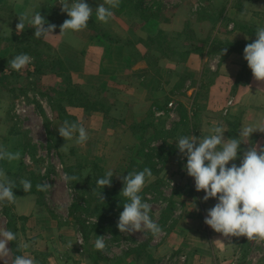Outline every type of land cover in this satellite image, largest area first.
I'll use <instances>...</instances> for the list:
<instances>
[{
  "label": "rangeland",
  "instance_id": "374dc122",
  "mask_svg": "<svg viewBox=\"0 0 264 264\" xmlns=\"http://www.w3.org/2000/svg\"><path fill=\"white\" fill-rule=\"evenodd\" d=\"M131 1L135 5L139 4V2H143V6L151 7V10L148 11L147 14L145 13L142 15L144 19L139 20L136 18V15L127 16L123 11H121V13H117V15L114 13V16L111 17L106 24L98 23L96 20L95 22L98 25L95 23H91L90 25L92 26L89 25L95 34L102 35L103 32H106L107 35L113 37L112 35L117 33L116 31H121L122 29H125L127 32L129 31V26H122L121 20L131 22V33L128 32L129 37L125 38L123 43L115 42L111 44L112 48H107L105 50V56H115L116 52L119 50H121L123 53H125L127 50H130V54H132L133 49V52H136L135 58L133 59H135V61H144L146 48L141 43H139L138 39H146L147 36L153 33L155 30H161L167 33L181 32L184 30L187 23L190 26V30L193 31L195 38V34L196 36H199L201 28L207 29V26H202V22L196 21L194 16L195 11L201 7L207 8L211 6L215 10V15L217 16L219 13L218 9L222 7L224 2L223 0H203L202 5H200L199 2H196L194 4L195 6L193 5L194 10H191L189 18L185 21V19L188 17V14L186 13L183 15L182 11L181 14L179 13V4L177 0ZM11 7L12 6L8 5L7 0H0V25L4 26L3 28H0V37H5L4 35L8 31L7 26H9V24L12 26V24L19 18L16 17L17 14L15 11L12 12ZM59 12L61 14V11ZM66 17L67 16L65 14L64 18ZM219 17L220 18L217 17L219 20L211 31V38L215 37L223 40L219 37V34L225 32L224 30L227 29L229 31L234 29L243 32L242 29H237L231 25H228L229 22L233 21L235 23L236 21L227 17H223V13H221V16ZM57 20L60 21V17L57 18ZM241 21L242 22L238 21L236 23L240 24L242 28L256 31L254 27L252 28L248 25H243L244 21ZM162 22L165 24L163 27L167 25V27H171L173 30L165 31L160 29L158 24ZM181 23L183 26L177 30V24ZM102 26L103 29H105L103 31L101 30ZM58 27L60 28V26ZM58 27H56V29ZM6 28L7 30L5 31ZM108 31H110L112 34H110ZM121 32L124 34V31ZM243 33L245 34V32ZM118 37V35L114 34L113 38ZM188 37H191V35L188 34ZM224 40L242 41L227 37H224ZM37 41L38 42L32 47L38 45L42 50L48 49L47 53L44 55H49V52L56 54L55 48L47 42V37L37 39ZM181 41L182 37L180 44L184 50ZM96 44L97 46H101L98 45V43ZM4 46H8V43L4 44L0 42V47H3L2 49L4 51L3 57L6 58L8 57L7 55H10L12 52H8ZM29 54L31 57V53ZM165 59L171 62L181 63L179 61L177 62L178 58L176 56ZM31 63L19 72L11 69L8 63L2 65V70L0 71V136L6 137L5 131L3 130V127H5L7 129V134H20L23 139V151L21 154L20 169L12 174L6 173L8 177L20 178L21 180L27 179L24 175L22 176L21 173L22 167L27 166L30 167V169L27 170L26 173L28 174L29 172H33L36 175L34 179L35 181L37 180V183L40 181V183L47 181L50 185H52L48 191L42 192L40 196H37V194L33 193L19 195L17 198L31 195L34 198L30 197L29 200L36 201L35 204H42V206L45 207L46 210L44 209L43 213L47 212L48 210L51 212V215L49 213L46 214L47 216L49 215V217H52V220L57 223L55 226L57 231L55 236L51 234L47 244L51 245V249L55 254H58V259L59 256L62 257L59 261L62 264H94L89 259V255L99 252V255L103 258L99 260V257L96 256L98 258L97 264H188V259H190V257L194 259L195 256L192 253L194 248L188 247L190 245L187 243V238H189V235L185 233V228L193 227L194 225L201 226L203 221L199 220V217H197V219L190 216L196 213L192 210V208H197L198 213H200L199 203H194L191 201V199L183 198L182 192H184L186 189L182 188L184 187V184L181 183L180 179V176H182L180 170L182 167L180 163H183L186 157L182 155V157L179 158L178 155H170L163 168V171L160 174V177H162L164 181L163 185L157 191L146 193L143 196L144 202H147L152 206L150 215L152 219L162 228L161 234L157 237H153L152 234L147 230H142L141 232H135L132 234L121 233L119 231L120 236L113 237L109 232L106 231L103 233V236H110V238L106 240V249L103 251L96 250L94 247L96 235L89 230L92 225L98 224V219L96 215L92 214L89 210L87 212L85 201H88V199L86 197H84L86 200H82L80 207L76 212L71 210L70 206L73 203L75 194L62 178L66 173L64 169L65 164L63 162V158L69 159V161H71L77 159L78 157L80 158V156L83 155L82 164L86 167L82 172L84 177L83 183L85 178V180H87L89 174L92 176L91 179L96 181V179L98 180L99 178H102L107 171L111 170L114 174L111 178V187H104L103 190L95 186L94 191L96 193L97 191L106 192L107 195H112L115 192V189H122L121 187L115 185L114 182L122 183V178L125 177L126 174V166L128 162L131 161L135 153L140 148V140L131 133L129 129L130 124L129 126L123 125L126 124L124 122H122V124H118V121L109 119L108 124L110 123L114 129L112 132L107 134L108 140L106 143L107 145L109 144L110 147H103V151L100 150V153L92 158H89L86 153H81L83 152V149H81L82 147H80L79 144L74 143L75 141H63L64 139L60 137L57 130L59 126L58 128H55L56 126H54L58 121L56 119L58 117L57 113H51L47 99L41 96V93L44 94L45 91L53 88H44L41 84H39L37 81L38 76H34L31 73L33 67ZM202 85H204V88H201L200 86L198 93L193 96L194 99L192 105L188 106L189 108L187 107L189 113L188 119H190L187 120L189 121L188 124H195L197 128L200 126L199 118H202L209 113V110L204 109L203 105L196 101L199 100L198 98H202L205 96V94H207L208 87H205V83ZM65 88L66 87L63 86V89ZM49 96L56 97V94L53 93ZM175 103L176 102L172 101V106L169 109L174 110L176 107ZM17 110H20V112H15ZM155 110L157 109H153V111ZM159 111L162 110H157V113L155 114L156 116H167L163 127L165 129L171 128L172 124H174V121L169 115V110H167V113L164 111ZM191 114L198 116L197 121L193 120ZM187 131H189L188 128ZM9 139L13 138L9 137ZM59 139L61 142L57 145V147H54L55 140L57 141ZM158 143L159 142H155L151 146ZM65 144L67 147L63 150H60ZM71 145H73V147H71ZM76 155L78 157H76ZM34 159L37 161L36 164ZM69 161L66 164H70ZM94 165L98 166L100 170H94L96 168L93 167ZM157 167L161 168L162 165L158 164ZM158 191L160 192L157 193ZM21 208L25 209V206L23 205ZM113 213L116 215L120 214L116 208L113 209ZM8 214L9 217L6 218L3 212V205L0 203V230H10L16 233L17 239L12 242L18 246L19 254L22 255L26 250H30L32 254L34 252L42 253L33 249V244H36V240L41 234L40 228L36 230V228L32 226V223L28 221L25 216L19 215L16 212L15 202L14 208ZM117 221L118 219L116 222ZM80 225L85 226L87 229L86 232L89 233V243L87 245L84 244L83 235L79 228ZM173 232H176V239H174L175 235L173 236ZM178 235L180 236L179 238ZM172 238L174 240H172ZM179 239H182V242L181 246L177 248ZM25 243L29 244L27 249L23 248ZM242 243L244 245L241 247L239 258L244 260L245 258L250 260L252 258L254 259V254L249 255V251L245 253V246L248 248L251 240H247L246 237H243ZM10 245L11 242L8 245L9 248ZM137 246H140V248L137 249ZM57 247L59 250H57ZM131 250L132 252H130ZM43 254L47 255L45 253ZM12 260L13 255L10 249V253L7 257L0 258V264H12ZM43 260L48 263V257H45Z\"/></svg>",
  "mask_w": 264,
  "mask_h": 264
},
{
  "label": "crops",
  "instance_id": "0c3cea01",
  "mask_svg": "<svg viewBox=\"0 0 264 264\" xmlns=\"http://www.w3.org/2000/svg\"><path fill=\"white\" fill-rule=\"evenodd\" d=\"M223 1L225 7L223 17L236 22H242L241 20H243L245 22H243V25L254 27V29L264 26V0ZM7 2L8 5L12 6V12L15 11L19 16L26 11L30 14L44 11L45 15L50 17L55 15L65 17L66 14L61 11L59 0H7ZM86 2L93 10L100 4L99 0H86ZM177 2L179 13L181 14L182 11L183 15L188 14L185 21L189 18L191 10H194L193 5L196 2H199L200 5L203 4V0H177ZM14 6H17V10L14 9ZM59 11H61V14ZM96 20L95 14H93L84 30L61 36H59L60 30H55L52 33L53 36L47 37V42L55 48L57 56L65 62V66L70 73L71 85L85 88L92 101L104 108L103 111L100 108L94 110L91 114L85 115L84 118H82V114L78 116L77 121L88 132L86 143L79 144L83 149L81 153H86L89 158H92L98 155L100 150L103 151V147H110L106 143L108 140L107 134L114 129L110 123L108 124V120L118 121V124L124 122L126 124L123 125L129 126L132 122L142 118L149 110L155 109L153 101H156L157 104L159 102L164 104V99H167L170 101H168V104L171 105L172 101L176 102L174 110L169 109L168 104L167 108L171 119L177 122L181 117L178 114L177 105L179 103L184 104L186 107L192 105L193 96L198 93L201 83H205L208 91L204 97L198 98L199 100L196 101L202 104L204 109L209 110V113L199 118L200 126L195 127L193 136L199 139L208 135L211 127L221 125L225 130L224 137L226 140L238 139L242 128L253 126L255 132L249 138H242L243 143L241 144V151L238 152V157L250 147H264V81H255L252 73L249 79L238 76L244 62L242 54L233 52L225 58L208 56L207 54H191L187 61L181 63L171 62L165 58L160 59L156 66V69H159L158 75L160 76L157 78L153 69L147 68L145 60L135 61L133 59L135 58L133 49L132 54H130V50L126 51L127 54L119 50L115 56H105V50L112 47L105 42L101 34H95L89 27L91 23L98 25L95 22ZM18 22L19 18L12 26L9 24L7 26L8 31L4 36L11 35V33L19 36L21 33L33 30L26 23L24 31L17 33L16 25ZM128 22L121 20V25L129 26L128 32L131 33L132 24ZM182 23L177 24V30L183 26ZM163 25H165L164 22L159 23L158 27L165 31L173 30L171 27H167V25L163 27ZM228 25L234 27V22H229ZM3 27V25H0V28ZM101 30H105L103 26ZM121 31H124V34ZM121 31L113 33L119 36L118 39L124 41L125 38L129 37V34L125 29ZM224 31L219 34L222 39L224 37L242 41L253 39V37L239 30L232 29L229 31L227 29ZM108 32L112 34L110 31ZM95 42L101 46H97ZM34 71L35 68L32 67L31 73L33 74ZM37 78L39 84L44 88L59 89L64 85L61 79L53 74H46ZM157 81H160L161 85L155 89L154 84H157ZM64 87L66 86L64 85ZM104 111H107V114ZM154 112L156 114L157 110ZM197 117L196 115L193 120L197 121ZM3 130L6 137L0 136V146H4L11 152L19 151L22 154L23 139L20 134H7L5 127H3ZM9 137L13 139H9ZM72 141L75 140H70V142ZM20 161L21 159L12 162L0 161V165L5 173L12 174L20 169ZM186 162L185 160L180 163L182 167L180 169L182 175L180 179L181 183L184 184L182 188L186 189L182 192L183 198L199 203L200 213H198L197 208H192L196 213L190 216L192 218L199 217V220L203 221L201 226L194 225L185 228V233L189 235L187 243L190 245L188 247H193L195 250H192L195 257L193 256L194 259L190 257L188 264H264V240H251L249 247L245 246V253L249 251V255L254 254V259H240V250L244 245L242 243L243 237H224L222 234L214 232L204 223L207 210L212 208L217 201L209 199L205 202L203 200L205 193L195 190L193 178L189 177L184 171ZM231 163L233 162L229 163V167ZM234 163L239 165L240 160L237 159ZM30 197L33 196L28 195L17 198L15 210L19 215L25 216L36 230L40 228L41 234L39 233L40 236L37 238L36 244H33V249L47 254L49 264H62L59 261L62 257L59 256L58 259V254H55L51 249V245L47 244L51 234L53 236L56 234L57 228L55 226L57 223L52 220V217L47 216L46 213L51 215L49 210L43 213L45 207L42 204H35L36 201L29 200ZM23 205L25 209L21 208ZM173 236L174 239L177 238L176 232H173ZM174 239L172 238V240ZM181 242L182 239H179L177 248L181 246ZM57 250H59L58 247ZM22 255H29L34 258L30 250H26Z\"/></svg>",
  "mask_w": 264,
  "mask_h": 264
},
{
  "label": "clouds",
  "instance_id": "9594fccd",
  "mask_svg": "<svg viewBox=\"0 0 264 264\" xmlns=\"http://www.w3.org/2000/svg\"><path fill=\"white\" fill-rule=\"evenodd\" d=\"M121 0H104L95 10L86 0H59L61 11L66 13V19L60 26V35L80 32L88 26V22L95 14L97 21L108 23L113 17V9L120 6ZM26 23L35 29L34 38L41 39L53 36L56 25L47 23L40 12H24L19 16L16 25L17 33L25 29ZM10 31V29H9ZM256 39L248 43L243 51V59L247 62L255 81H264V26L257 27ZM227 51L225 49L223 54ZM32 58L21 53L8 61L11 69L19 72L31 63ZM60 137L65 141L75 140L76 144H84L88 140L86 128L78 121L65 119L57 129ZM255 132L253 126L242 128L239 138L225 139V130L221 125L209 129V134L199 139L193 135L178 137L176 143L178 151L186 157L184 171L194 180L195 190L203 191V200L215 199V205L207 210L204 223L214 232L224 237H246L247 240H264V147L253 146L241 151L243 137H250ZM67 147L65 144L60 150ZM21 153L11 152L0 146V161H19ZM240 160L239 165L234 163ZM231 166L229 167V163ZM111 170L96 181L98 188L111 187ZM152 170L145 167L141 171H132L122 178L123 188L120 192L125 200L123 211L119 214L117 228L121 233L132 234L149 231L153 237L161 234L162 228L152 219V206L144 202L142 192L147 178L152 177ZM65 183L78 180L76 175H63ZM23 191L32 189L30 180L20 181ZM15 181L9 179L5 171L0 168V203H14L17 197L13 189ZM52 185L47 181L36 185L37 191L46 192ZM99 199L104 201L102 192ZM110 236H96L94 247L98 251L106 249V240ZM17 239L16 233L10 230H0V258L10 253L9 243ZM28 243L23 245L24 249ZM12 264H36L29 255H17Z\"/></svg>",
  "mask_w": 264,
  "mask_h": 264
},
{
  "label": "trees",
  "instance_id": "16d2710c",
  "mask_svg": "<svg viewBox=\"0 0 264 264\" xmlns=\"http://www.w3.org/2000/svg\"><path fill=\"white\" fill-rule=\"evenodd\" d=\"M99 1L101 3L104 2V0ZM142 4L143 2H139V4L135 5L131 0H121L120 6L116 9H113V12L117 15V13H121V11H123L127 16L136 15L137 19L142 20L144 19L142 15L145 13L147 14V12L151 10V7H146ZM224 8V5H222V7L218 9L219 13L217 16L215 15V10L211 6L207 8L201 7L197 11H195L194 16L196 18V21L202 22V26H207V29H203L200 27L201 29L199 32V36H196L195 34V38L193 31L190 30V26L187 23L186 27L181 32L167 33L161 30H155L153 33L148 35L146 39H138L139 43H141L146 48L144 59L147 68L153 69L155 77L158 78L160 77L158 75L159 70H156V66L158 61L162 58H173L176 56L178 58L177 62H185L191 54H207L208 56L218 55L220 56V58H225L233 52L243 54L245 46L256 39L255 31L242 28L240 24L235 22L234 27L237 29H242L243 32H245V34L249 36H253L252 41H230L224 39L220 40L219 38L215 37L211 38V31L218 22V18H220L219 16H221V13H223ZM14 9L17 10V6H14ZM40 14L45 18L47 23L54 24L57 27L61 26L63 22L68 19L67 17H60V21H58L57 18H59V15H55L54 17L46 16L44 11H41ZM16 17L18 18L19 14L16 15ZM55 30L60 29L58 27ZM34 33L35 29H33L31 32L22 33L20 36H15L11 33V35L9 36L0 37L1 43H8V46H4L6 50L8 52H12L10 55H7L8 57L5 58L3 57V47H0V71L2 70V65L8 63V61H10L16 55L21 53L30 55L29 53H31V65L35 68V71L33 73L34 76L53 74L61 79L62 83L66 86L65 89H63V87L59 89H48V91H45L44 94L41 93V96L47 99V103L49 104L51 113H57L58 117L56 119L58 121L54 125L56 126L55 128H58V126L60 127L65 119L70 121H77L78 116H80L81 114L82 118H84L85 115L91 114L92 111L99 108L103 111V106L97 105L96 102L92 101V99L90 98L91 96L88 95L85 88L74 87L71 85L70 73L61 57L57 56L55 53L52 54L50 52L49 55H44L47 53L48 49L42 50L38 45L32 47L38 42L37 39L34 38ZM188 34L191 35V37H188ZM102 37L109 45L115 42H124L118 38H113L114 36L110 37V35H107L106 32L102 33ZM181 37V42L183 44L184 50L182 49L180 44ZM225 49H227V51L223 54V51ZM238 76L244 77L245 79H249V77L251 76V70L248 68L246 61L241 66V71L239 72ZM154 85L155 89L159 88L161 85L160 81L159 83L157 81V84ZM200 86L201 88H204V85H202V83ZM53 93L56 94V97L49 96ZM166 100L167 99H164V104L162 102H159L157 104V102L154 101L153 107L157 110H162L167 113V110H169L167 108V104L170 101ZM177 110L178 114L181 117L177 122H174V124H172L171 128L165 129L163 127L167 116H156L153 110H149L142 118H139L137 121L132 122L129 126L131 133L140 140V148L135 153L131 161L128 162L126 166L127 170L125 177L129 172L141 171L145 167L150 168L153 173L152 177L147 178L145 186L140 193L142 198L146 193H151L161 188L164 181L163 178L160 177V174L163 171L168 157L170 155H178L179 158L182 157L176 145L178 137L188 134L193 135L195 127H197L195 124H188L189 121L187 120L190 119H188V109L184 104L179 103L177 105ZM104 112L105 114H107V111ZM191 117L194 119L195 115H191ZM187 128L189 131H187ZM60 142V139L57 141L55 140L54 147H57ZM155 142L159 143L151 146ZM76 157L78 156L76 155ZM82 160L83 155H81L80 158L78 157L77 159L71 161H69V159L63 158V162L65 164V172L69 175H76L78 177V180L67 183L70 189L73 190L75 194L73 203L70 206L71 210L73 212H76L80 207V203L83 199H85L84 197H86L88 199V201L85 199V207L87 212L89 210L92 214L96 215L98 219V224L92 225L89 231L95 233L97 237L103 236V233L106 231L109 232L113 237H119V230L116 226V220L119 218V215L114 214L113 209L116 208L120 213L123 211L122 206L125 200L122 196H120V192L122 189H115V192L112 195H107L106 192H102L104 201H101L98 196V193L100 192L97 191L96 193L94 191L95 186H97V179L96 181H94L93 179H91L92 176L89 174L87 180H85V178L83 183L84 177L82 175V172L86 167L82 164ZM68 161L70 164H66L68 163ZM34 162L36 164L37 161H35L34 159ZM158 164H161L162 167L158 168ZM93 167H96L94 170H100L96 165H94ZM29 169L30 167L27 166H23L21 169L22 176L24 175L25 178H27L26 180H30L32 183L31 191L26 193L23 191L22 186L20 185V178H12L7 176L9 179L15 181L16 187L13 189V192L16 197H18L19 195L33 193L37 194V196H40L42 194L41 191H37L36 189V185L41 181L38 183L37 180L35 181L34 177H36V175L33 172H29L27 174L26 171ZM114 184L123 188V183L114 182ZM159 192L160 191H158L157 193ZM2 205L3 212L5 214V217L7 218L9 217L8 213L11 212V210L14 208V203L3 202ZM79 228L83 235L84 244L87 245L89 243V233L86 232L87 229L85 226L80 225ZM136 248L139 249L140 246H137ZM10 249L12 251L13 258L17 255H20L18 246H16L13 242H11ZM130 252H132V250ZM33 254L34 260L37 264H48L43 260L45 259V257H47V255L38 252H34ZM96 256L99 257V260L103 258L99 255V252H95V254L89 255V259L94 264H97L98 261V258Z\"/></svg>",
  "mask_w": 264,
  "mask_h": 264
},
{
  "label": "built area",
  "instance_id": "2783aa9c",
  "mask_svg": "<svg viewBox=\"0 0 264 264\" xmlns=\"http://www.w3.org/2000/svg\"><path fill=\"white\" fill-rule=\"evenodd\" d=\"M171 106H172L171 104H168V108H170ZM15 112L19 113L20 110H17V111H15Z\"/></svg>",
  "mask_w": 264,
  "mask_h": 264
}]
</instances>
